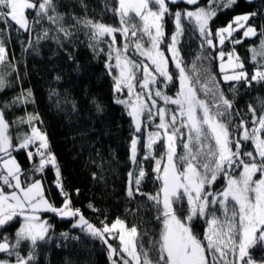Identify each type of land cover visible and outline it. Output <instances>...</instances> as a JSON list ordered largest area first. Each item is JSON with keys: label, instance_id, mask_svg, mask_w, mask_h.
<instances>
[{"label": "snow or ice", "instance_id": "snow-or-ice-1", "mask_svg": "<svg viewBox=\"0 0 264 264\" xmlns=\"http://www.w3.org/2000/svg\"><path fill=\"white\" fill-rule=\"evenodd\" d=\"M177 2L115 0L116 6L109 10L118 17V26L74 17L76 25L88 35L94 53L104 52L99 45H106V68L110 74L115 72L112 76L114 91H127L128 94L127 99L117 98L116 103L128 108L135 133L141 132L142 124L159 119L156 130L147 133L148 156L144 157L154 160L152 171L159 186L154 194L141 191L146 171L137 162L140 140L134 134L130 142V159L137 164V172L135 175L128 173L126 192L130 198H135L136 194L146 196L153 204L160 228L152 248H144L137 226L128 227L117 217L110 224L105 218L97 227L80 208L73 206L71 193L64 189L60 165L51 151L47 133L37 126L40 122L37 114L17 118L16 123L27 124L29 130L16 137L17 143L13 144L5 108L12 103L33 102L29 89L10 104L0 107V229L20 220L12 240L0 235V253L14 256L15 264H32L38 243L50 238L48 234L53 226L41 218L42 213L48 212L60 218L74 219V228L107 247L111 264H257L251 252L257 248L264 251V101H261L259 115L256 108L248 106L252 114L251 127L239 109L235 112L239 122L234 123V100L225 95L220 81L203 65L204 60L211 61L213 57L201 54L189 68L178 44L185 32V21L190 31L198 32L202 52L205 46L217 47L213 35L218 38L219 45L229 40L233 51L228 53L227 63L223 50L215 57L220 61L222 79L224 82H243L251 87L253 82H264V24L260 25L259 32L257 27L248 24L258 15L253 11L234 16L226 26L213 33L211 22L222 10L221 6L227 9L237 0H208L206 4H201L200 0H179L194 7L172 11L169 5ZM56 8L55 0H0V21L10 19L18 26L17 31H31L43 19L61 25L64 17ZM26 10H34L32 20L26 16ZM166 18L174 27L168 42L164 39ZM241 30V38L233 39V34ZM57 31L66 37L72 35L62 26H58ZM117 34L121 35L122 44H117ZM47 35L45 31L43 37L37 39ZM257 36L260 37L258 46L250 48V59L255 64L249 76L244 61L234 48L244 39ZM162 44L169 55L161 48ZM130 50L150 63L133 59ZM169 59L177 70L175 77L169 71ZM7 61L8 52L0 39V65ZM229 69L231 74H228ZM176 81L178 90L174 95H168L164 89ZM6 85L5 76L0 75V90ZM137 87L141 90L137 91ZM229 91L235 93L236 89L233 87ZM158 101H162L163 106ZM96 109L103 110L99 103ZM158 141L163 151L157 158L154 145ZM244 142H250L252 150H244L247 146ZM30 146H34V151L28 150ZM178 148L182 151L178 152ZM19 150H25L29 160L34 156L39 158L38 163L32 165V172L43 174L47 168L54 170V184L62 196L61 206L57 207L46 197L41 179L30 177L22 181L24 170L12 154ZM5 187L11 191L6 192ZM76 193L79 194L78 189ZM89 207L94 209L92 204ZM201 220L206 226L202 234L195 231ZM63 235L67 237V233ZM110 239H118L119 246L114 247L109 243ZM22 244L28 248L25 255L20 252ZM152 251L156 253L155 259L151 256ZM0 264L12 262L3 259ZM260 264H264V258Z\"/></svg>", "mask_w": 264, "mask_h": 264}, {"label": "trees", "instance_id": "trees-1", "mask_svg": "<svg viewBox=\"0 0 264 264\" xmlns=\"http://www.w3.org/2000/svg\"><path fill=\"white\" fill-rule=\"evenodd\" d=\"M55 3L56 11L64 17L61 25H54L43 19L31 31H17L18 26L10 19L6 22L0 21V39H3L8 52L7 63L0 65V75L5 76L7 81L6 87L0 90V107L10 104L29 89L33 94V102L12 103L5 108V118L10 124L9 132L13 136V144L17 143L16 137L29 130L27 124L16 123L17 118L26 117L30 113L37 114L42 122H37V126L47 133L51 151L60 165L64 189L71 193L73 206L80 208L83 215L97 227L101 226L105 218L110 224L117 217L123 219L128 227L137 226L144 248L151 249L152 241L158 238L160 228L155 219L153 204L146 196L136 194L135 198H130L126 192L128 173L135 175L137 172V164L130 159V142L134 134L140 140L137 162L146 171L141 191L154 194L159 186L152 171L154 160L144 159L148 156L145 131L147 128L152 130L159 119L154 123L142 124L141 132L135 133L128 108L116 103L117 98L126 99L128 94L127 91H114L112 76L115 72L110 74L106 68V45H99L104 48V52L99 55L94 53L89 46L88 35L81 26L76 25L74 19L87 17L118 26V17L113 16L109 10L116 6L115 0H55ZM200 3L206 4L208 0H200ZM169 6L172 11L194 7L180 2ZM221 8L211 22L213 33L217 28L226 26L234 16L253 11L258 15L249 20V24L257 27L258 32L260 25L264 24V12L261 11L264 10V0H237L231 7ZM28 14L29 20H32L34 10H28ZM58 26L67 29L72 35L66 37L58 32ZM184 27V35L178 44L184 62L191 68V63L201 54L213 57L211 61L204 60L203 65L220 81L225 95L234 100V123L239 122V117L235 116L239 109L240 115L249 121L248 126L251 127L252 114L248 111V106L256 108L257 115L260 114L261 101H264V82H253L251 87L245 86L243 82H224L219 69L220 61L215 57L220 50L225 54L233 51V45L229 40L224 45H219L218 38L213 35L217 47L205 46L202 52L198 32L190 31L187 21L184 22ZM165 28L166 38L169 39L174 27L168 18ZM45 31L48 33L47 37L38 40L37 37H43ZM116 36L117 44H122L121 35ZM241 36V32L234 33L233 39H240ZM259 39V36L244 39L243 43L235 45L234 48L244 61L249 76L253 73L255 64L250 59V48L258 46ZM135 59L140 61L137 57ZM169 70L174 77L177 75L173 63ZM177 87L178 81L170 83L164 91L168 95H174ZM233 87L236 89L235 93L229 91ZM97 103L102 106V111H97ZM158 103L163 106L162 101ZM244 143L247 145L244 150H252L250 142ZM28 150L34 151V146H30ZM162 151L159 141L154 145V155L158 158ZM180 151L182 149L178 148V152ZM12 154L24 170L22 181L30 177L41 179L45 185L46 197L57 207L61 206L62 196L54 184V170L47 168L43 174L34 173L31 168L34 163H38V157L34 156L29 160L25 150ZM77 189L79 194L76 193ZM5 190L10 189L5 187ZM89 204L94 205V209L98 211L90 208ZM44 216L48 217L53 227L48 234L50 238L38 243L36 259L32 264H111L107 247L98 239L81 232L79 228H74L72 219H62L50 212L44 213ZM19 225L20 220L17 219L0 229V235L13 236ZM205 229L202 220L195 226V231L200 234ZM64 233H67V237ZM110 241L114 247L119 246L113 239ZM20 250L25 255L28 248L22 244ZM251 255L255 261L261 262L264 251L257 248L252 250ZM151 256L155 259V251L151 252ZM2 259L15 260V257L0 253V260Z\"/></svg>", "mask_w": 264, "mask_h": 264}, {"label": "rangeland", "instance_id": "rangeland-1", "mask_svg": "<svg viewBox=\"0 0 264 264\" xmlns=\"http://www.w3.org/2000/svg\"><path fill=\"white\" fill-rule=\"evenodd\" d=\"M178 2H179V0H178ZM26 16H28V18H29V14H28V10H26ZM167 19V18H166ZM248 24H249V22H248ZM251 25V24H250ZM165 31H166V28H165ZM236 33H238V32H236ZM241 33H242V30H241ZM116 39H117V36H116ZM165 42H168L169 41V39L168 38H166V36H165ZM123 43V42H122ZM161 48L162 49H164V51H165V54L166 55H169V53H168V51H167V48L165 47V45L164 44H162L161 45ZM229 53V52H228ZM228 53L227 54H225V57H224V62L225 63H227V60H228ZM130 55L132 56V58L133 59H135L136 57L139 59V60H144L146 63H150V62H148V61H146L145 60V58H143V57H140L139 55H138V53H135V52H132L131 50H130ZM114 63V62H113ZM172 64V61H171V59H169V68H170V65ZM170 71V70H169ZM228 74H231V69H229L228 70ZM178 87H179V84H178ZM178 87L176 88L177 90H178ZM141 90V89H140ZM176 90V91H177ZM137 91H138V88H137ZM126 99H127V97H125ZM157 123H159V121L157 122ZM146 127H148V126H146ZM150 129V128H149ZM148 128H147V130L145 131V134H146V143H147V133L149 132V131H155L156 129H155V125H154V128L152 129V130H149ZM159 142V141H158ZM15 156V155H14ZM16 157V156H15ZM17 159V158H16ZM6 192H8V191H11V190H5ZM59 207V206H58ZM41 218L42 219H46V220H48V217H46V216H44V213H42L41 214ZM62 219H71V218H62ZM73 220V223L75 222L74 221V219H72ZM49 222V221H48ZM20 226V225H19ZM206 230V229H205ZM9 237V239L10 240H12L13 238H14V235L13 236H8ZM114 241H116L118 244H119V241H118V239L117 240H114ZM109 243H112L110 240H109ZM113 244V243H112ZM113 246H114V244H113ZM20 252H21V250H20ZM3 260V259H2ZM11 262H12V264H15V260H10ZM257 262V264H260V262L259 261H256Z\"/></svg>", "mask_w": 264, "mask_h": 264}]
</instances>
